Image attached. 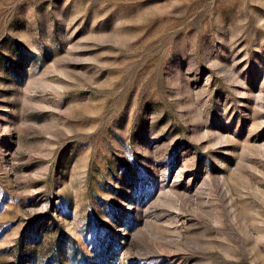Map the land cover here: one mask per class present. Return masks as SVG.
Here are the masks:
<instances>
[{"label":"rangeland","instance_id":"374dc122","mask_svg":"<svg viewBox=\"0 0 264 264\" xmlns=\"http://www.w3.org/2000/svg\"><path fill=\"white\" fill-rule=\"evenodd\" d=\"M0 264H264V0H0Z\"/></svg>","mask_w":264,"mask_h":264}]
</instances>
